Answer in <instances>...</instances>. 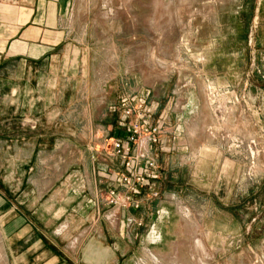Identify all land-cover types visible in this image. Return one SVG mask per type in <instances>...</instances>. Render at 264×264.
Listing matches in <instances>:
<instances>
[{
	"label": "rangeland",
	"instance_id": "rangeland-1",
	"mask_svg": "<svg viewBox=\"0 0 264 264\" xmlns=\"http://www.w3.org/2000/svg\"><path fill=\"white\" fill-rule=\"evenodd\" d=\"M71 23L90 58L65 116L72 137L57 139L71 143L70 175L81 160L112 175L120 101L145 99L165 124L151 156L166 175L151 196L181 203L171 226L196 233L180 263L264 264V0H73ZM167 252L159 264H177Z\"/></svg>",
	"mask_w": 264,
	"mask_h": 264
},
{
	"label": "crops",
	"instance_id": "crops-1",
	"mask_svg": "<svg viewBox=\"0 0 264 264\" xmlns=\"http://www.w3.org/2000/svg\"><path fill=\"white\" fill-rule=\"evenodd\" d=\"M72 10L73 0H0V264H159L167 251L181 264L196 235L171 226L181 203L153 199L154 184L133 197L140 209L110 206L118 164L109 175L108 165L81 160V175H70L71 143L57 139L72 137L65 116L90 58L87 41L73 37ZM247 48L245 35L244 58ZM56 168L61 176H51Z\"/></svg>",
	"mask_w": 264,
	"mask_h": 264
},
{
	"label": "built area",
	"instance_id": "built-area-1",
	"mask_svg": "<svg viewBox=\"0 0 264 264\" xmlns=\"http://www.w3.org/2000/svg\"><path fill=\"white\" fill-rule=\"evenodd\" d=\"M119 110L122 130L111 140L110 156L120 162L122 171L114 174L115 186L109 191L106 202L113 207L138 210L140 204L133 197L140 196L145 187L161 178V169L151 153L154 146L162 144L165 124L161 121L154 123L145 99L137 96L122 98ZM152 196L157 197L158 193L153 192ZM150 233L160 238L154 226H151Z\"/></svg>",
	"mask_w": 264,
	"mask_h": 264
},
{
	"label": "bare ground",
	"instance_id": "bare-ground-1",
	"mask_svg": "<svg viewBox=\"0 0 264 264\" xmlns=\"http://www.w3.org/2000/svg\"><path fill=\"white\" fill-rule=\"evenodd\" d=\"M193 218V217H192ZM200 246H199V248H202V245L201 244H199Z\"/></svg>",
	"mask_w": 264,
	"mask_h": 264
}]
</instances>
